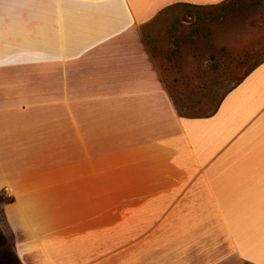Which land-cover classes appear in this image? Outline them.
Returning <instances> with one entry per match:
<instances>
[{
  "label": "crops",
  "instance_id": "obj_1",
  "mask_svg": "<svg viewBox=\"0 0 264 264\" xmlns=\"http://www.w3.org/2000/svg\"><path fill=\"white\" fill-rule=\"evenodd\" d=\"M223 2L0 0V197L56 206L41 244L55 218L76 264H264V63L181 118L140 33Z\"/></svg>",
  "mask_w": 264,
  "mask_h": 264
},
{
  "label": "rangeland",
  "instance_id": "obj_2",
  "mask_svg": "<svg viewBox=\"0 0 264 264\" xmlns=\"http://www.w3.org/2000/svg\"><path fill=\"white\" fill-rule=\"evenodd\" d=\"M170 8L142 29L144 47L178 115L209 117L226 93L264 60V0H227L203 9ZM38 201L39 193L17 204L0 197V262L63 264L57 256H69L64 264H76L80 260L76 257L84 253L58 248L61 240L53 231L57 225L58 231L71 232L76 223L50 218L41 244L40 220L58 211L50 206L41 214ZM127 255L134 262L135 253ZM141 260L149 258L142 254Z\"/></svg>",
  "mask_w": 264,
  "mask_h": 264
},
{
  "label": "trees",
  "instance_id": "obj_3",
  "mask_svg": "<svg viewBox=\"0 0 264 264\" xmlns=\"http://www.w3.org/2000/svg\"><path fill=\"white\" fill-rule=\"evenodd\" d=\"M224 3H225V2H223L221 5H223ZM189 7H196V8L203 9L202 6H201V7H198V6H189ZM208 7H216V6H205L204 8H208ZM263 63H264V60L261 61L260 63H258L257 65H255V67L252 68V69L247 73L246 77H247L250 73H252L257 67H259L261 64H263ZM246 77H245V78H246ZM245 78H244L240 83H238L236 86H238L239 84H241V83L245 80ZM236 86H235V87H236ZM235 87H233V88H235ZM233 88H232V89H233ZM232 89H231V90H232ZM231 90H230V91H231ZM230 91H228V92L226 93V95H227ZM226 95H225V97H226ZM225 97H224V98H225ZM224 98H223V99H224ZM223 99H222V100H223ZM221 102H222V101H221ZM221 102H220V103H221ZM220 103H219V105H220ZM219 105L216 107V110H215V111L212 113V115H210V116H213V115L216 113V111H217ZM0 264H5V263L0 262Z\"/></svg>",
  "mask_w": 264,
  "mask_h": 264
}]
</instances>
